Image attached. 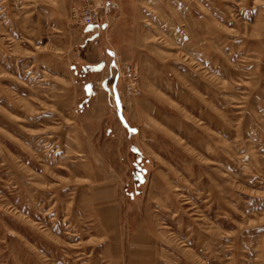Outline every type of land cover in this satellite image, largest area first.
<instances>
[{"label": "rangeland", "instance_id": "1", "mask_svg": "<svg viewBox=\"0 0 264 264\" xmlns=\"http://www.w3.org/2000/svg\"><path fill=\"white\" fill-rule=\"evenodd\" d=\"M0 264H264V0H0Z\"/></svg>", "mask_w": 264, "mask_h": 264}, {"label": "built area", "instance_id": "2", "mask_svg": "<svg viewBox=\"0 0 264 264\" xmlns=\"http://www.w3.org/2000/svg\"><path fill=\"white\" fill-rule=\"evenodd\" d=\"M102 7H103V13H108L112 7V3L106 2L105 4L102 5ZM80 19H81L80 22L82 23L84 27H91V26L100 24L102 21L101 14L98 11H96L93 7H91L90 9H87V12L83 14L80 17ZM122 70H124L125 73L129 74V76H131L132 71H133L131 70L129 66L123 67Z\"/></svg>", "mask_w": 264, "mask_h": 264}, {"label": "crops", "instance_id": "3", "mask_svg": "<svg viewBox=\"0 0 264 264\" xmlns=\"http://www.w3.org/2000/svg\"><path fill=\"white\" fill-rule=\"evenodd\" d=\"M107 85L109 86V85H111V86H114V84H115V82L113 81V80H111V79H109L108 81H107Z\"/></svg>", "mask_w": 264, "mask_h": 264}, {"label": "trees", "instance_id": "4", "mask_svg": "<svg viewBox=\"0 0 264 264\" xmlns=\"http://www.w3.org/2000/svg\"><path fill=\"white\" fill-rule=\"evenodd\" d=\"M88 95H89L90 97H92V96H93L92 92H91V93H89Z\"/></svg>", "mask_w": 264, "mask_h": 264}]
</instances>
